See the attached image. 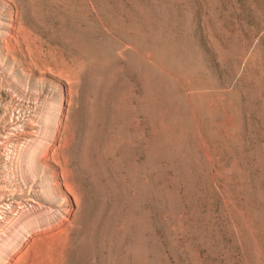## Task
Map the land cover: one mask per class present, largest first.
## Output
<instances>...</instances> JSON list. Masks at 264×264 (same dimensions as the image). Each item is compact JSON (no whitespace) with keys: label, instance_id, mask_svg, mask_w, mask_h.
Masks as SVG:
<instances>
[{"label":"rangeland","instance_id":"rangeland-1","mask_svg":"<svg viewBox=\"0 0 264 264\" xmlns=\"http://www.w3.org/2000/svg\"><path fill=\"white\" fill-rule=\"evenodd\" d=\"M7 263L264 264V0H0Z\"/></svg>","mask_w":264,"mask_h":264},{"label":"bare ground","instance_id":"bare-ground-1","mask_svg":"<svg viewBox=\"0 0 264 264\" xmlns=\"http://www.w3.org/2000/svg\"><path fill=\"white\" fill-rule=\"evenodd\" d=\"M57 174H58V172H54L52 174V178L50 180L51 183L49 184L50 187L51 188L53 187L55 190H56V187H58V185H59V181L57 179L55 180V178L57 177ZM32 184H37V182L32 181ZM43 186H44L43 191L47 192V186L46 185H43ZM68 188L71 189L70 186H68ZM43 191L38 192V196L44 198L45 202H47L48 204L49 203H51V204L48 206L38 205V206H31L30 207L31 211L32 210L35 212L38 211L39 213H41V216H40V219L36 225H32V226L27 227L26 233H28V234L25 236L24 235L23 236L22 235H15L13 233V231H10L7 229V232H8L7 235H9L10 238H12L13 240L16 241L15 247L13 248L11 253H9V255H8V259L10 261L17 260L18 255L23 254L28 250V238L29 237H31L30 240H32V241L35 239H40V238L42 239L44 237L60 233V230H61L63 224L72 223V217L74 214L72 209L67 208V207L56 206V205L52 204L55 202L52 201V198H51L52 202L49 201V198H46ZM31 211H30V213H32ZM35 212H33V213L36 214ZM25 213H24V211L22 212V214H25ZM28 213H26L25 215H27ZM39 213H38V215H39ZM28 215H30V214H28ZM16 219H15V221H16ZM5 239H7V238H5ZM10 263H7V264H10Z\"/></svg>","mask_w":264,"mask_h":264}]
</instances>
